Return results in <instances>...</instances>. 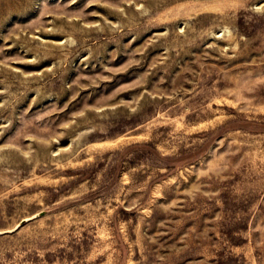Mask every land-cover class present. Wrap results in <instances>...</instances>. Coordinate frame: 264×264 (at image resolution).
<instances>
[{"label": "rangeland", "instance_id": "rangeland-1", "mask_svg": "<svg viewBox=\"0 0 264 264\" xmlns=\"http://www.w3.org/2000/svg\"><path fill=\"white\" fill-rule=\"evenodd\" d=\"M0 264H264V0H0Z\"/></svg>", "mask_w": 264, "mask_h": 264}]
</instances>
